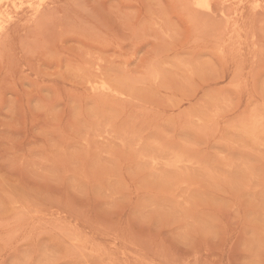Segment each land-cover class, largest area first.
Instances as JSON below:
<instances>
[{
    "label": "rangeland",
    "instance_id": "374dc122",
    "mask_svg": "<svg viewBox=\"0 0 264 264\" xmlns=\"http://www.w3.org/2000/svg\"><path fill=\"white\" fill-rule=\"evenodd\" d=\"M8 1L0 264H264V0Z\"/></svg>",
    "mask_w": 264,
    "mask_h": 264
},
{
    "label": "bare ground",
    "instance_id": "6f19581e",
    "mask_svg": "<svg viewBox=\"0 0 264 264\" xmlns=\"http://www.w3.org/2000/svg\"><path fill=\"white\" fill-rule=\"evenodd\" d=\"M10 1H13L14 3L13 4H15L17 1L19 2V4H22V3H24V2H26V0H10ZM27 1H29V3L30 2H32L33 0H27ZM42 2H45L46 0H41ZM8 0H0V9H1V11H0V16H1V14H2V12L5 10H7V8H8ZM5 27H7V23H4V22H1L0 21V30H2V28H5ZM107 94V93H106ZM148 260H150L149 258H148ZM161 260V259H160ZM167 262V261H166ZM165 262V263H166ZM154 263V262H153Z\"/></svg>",
    "mask_w": 264,
    "mask_h": 264
}]
</instances>
